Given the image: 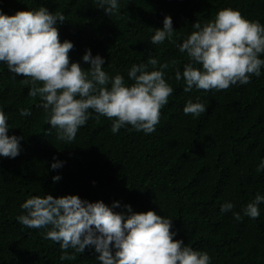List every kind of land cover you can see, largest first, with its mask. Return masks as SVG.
Wrapping results in <instances>:
<instances>
[{"label":"trees","instance_id":"16d2710c","mask_svg":"<svg viewBox=\"0 0 264 264\" xmlns=\"http://www.w3.org/2000/svg\"><path fill=\"white\" fill-rule=\"evenodd\" d=\"M117 2L118 11L108 16L97 0H0V13L9 16L40 7L62 14L65 21L56 27L61 43L73 44L70 63L88 70L83 56L90 50L103 58L110 77L120 74L131 85V67L155 58L156 69L148 65V71L169 63L164 78L173 89L150 134L131 125L114 134L113 121L90 109L75 140L65 142L50 126L42 99L29 96L31 81L0 62V110L8 118V135L22 137L17 157L0 156V264H101L94 247L75 253L74 260H61L60 245L44 238L47 229L18 222L26 214L21 204L44 195H77L124 215L130 214L126 206L132 212L152 210L172 220L174 240L207 252L210 264H264V203L258 205V218L243 214L257 195L264 197V169L257 171L264 161V66L249 83L222 91L193 87L185 92L183 78L175 79L176 71L182 74L189 63L179 45L195 30V22L203 26L219 10L231 8L264 25V0ZM166 16L173 22L172 40L153 44L151 37L163 28ZM189 100L202 103L206 111L185 115ZM21 109L30 115L21 116ZM53 163L61 166L53 169ZM55 176L60 179L54 181ZM226 203L234 207L222 212Z\"/></svg>","mask_w":264,"mask_h":264},{"label":"clouds","instance_id":"9594fccd","mask_svg":"<svg viewBox=\"0 0 264 264\" xmlns=\"http://www.w3.org/2000/svg\"><path fill=\"white\" fill-rule=\"evenodd\" d=\"M97 2L108 16L118 11L117 0ZM58 21L63 23L65 17L52 14L46 7L17 11L12 16L0 13V62L11 73L31 81L28 94L42 99L40 106L50 126L57 129V139L74 141L78 129L90 118V109L113 121L114 134L126 125L145 134L154 132L160 110L173 93L164 78L170 64H160L159 70L152 71H148V65L156 69L155 58L150 57L147 64H134L128 72L134 83L126 85L122 75L110 77L102 68L103 58L93 57L88 50L83 61L90 68L84 70L79 63H70L68 54L73 44L61 43ZM172 24L171 17L166 16L163 28L155 29L151 42L171 41ZM192 26L195 30L179 45V51L187 54L189 63L184 65L182 74L178 70L175 73L177 81L182 78L185 81V92L193 87L203 91L227 90L237 83L247 84L252 75L261 74L264 25L259 21H249L239 11L225 8L203 26L199 22ZM175 64L176 61L171 62V66ZM205 111L202 103L191 100L183 108L185 115L193 117ZM20 115L28 116L30 112L21 109ZM8 131V118L0 110V156L15 158L20 154L22 137L9 136ZM60 166L51 165L53 169ZM262 169L264 161L257 171ZM59 179L53 177L54 181ZM260 203H264V197L257 195L244 207L243 214L258 218ZM126 207L128 215L114 212L101 201L81 200L77 195L32 196L21 204L26 214L19 215L17 220L28 228L47 229L44 238L60 245L61 260H74L75 253L94 247L101 264H210L207 252L193 250L182 240L173 239L172 220L152 210L132 212L130 206ZM233 207L226 203L221 211L228 212ZM234 217L241 219L239 213H234ZM69 248L74 253L69 254Z\"/></svg>","mask_w":264,"mask_h":264}]
</instances>
